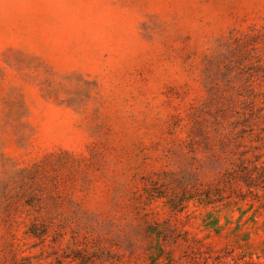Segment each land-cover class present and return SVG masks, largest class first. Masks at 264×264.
<instances>
[{"label":"rangeland","instance_id":"1","mask_svg":"<svg viewBox=\"0 0 264 264\" xmlns=\"http://www.w3.org/2000/svg\"><path fill=\"white\" fill-rule=\"evenodd\" d=\"M0 264H264V0H0Z\"/></svg>","mask_w":264,"mask_h":264},{"label":"trees","instance_id":"2","mask_svg":"<svg viewBox=\"0 0 264 264\" xmlns=\"http://www.w3.org/2000/svg\"><path fill=\"white\" fill-rule=\"evenodd\" d=\"M244 177L245 178H249V173H245L244 174ZM235 179V178H234ZM246 183V182H245ZM245 186H246V188H247V190H249L252 186H251V184H249V183H246L245 184ZM210 192H208L207 194H205V196H199L200 198V202L201 203H203L204 205H209L210 203H211V196H210V194H209ZM241 199V198H240ZM242 200V199H241Z\"/></svg>","mask_w":264,"mask_h":264}]
</instances>
